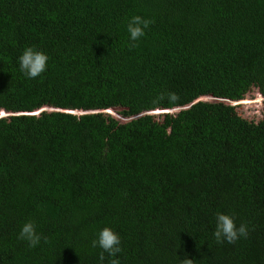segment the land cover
<instances>
[{
	"label": "trees",
	"instance_id": "1",
	"mask_svg": "<svg viewBox=\"0 0 264 264\" xmlns=\"http://www.w3.org/2000/svg\"><path fill=\"white\" fill-rule=\"evenodd\" d=\"M254 87L264 0H0V264H101L105 227L120 264H264V102L228 103ZM217 213L247 236L218 244Z\"/></svg>",
	"mask_w": 264,
	"mask_h": 264
},
{
	"label": "clouds",
	"instance_id": "2",
	"mask_svg": "<svg viewBox=\"0 0 264 264\" xmlns=\"http://www.w3.org/2000/svg\"><path fill=\"white\" fill-rule=\"evenodd\" d=\"M150 24H151L150 20L143 19L140 16L132 17L127 26V30L130 33L131 40L136 41L140 37L144 36L145 35L144 29L148 28ZM48 59H49L48 56L42 51H38L32 47H28L18 58V63L21 72L27 78L35 79L37 77L42 76V74L46 72ZM259 94L261 93L259 92ZM241 100H244V98L236 101H228V103L235 107L238 105V102ZM178 108L180 107H177V109ZM106 112L109 113L108 111ZM167 112H171L170 109L167 110ZM149 113L153 114V112H149ZM161 113H166V111H163ZM238 115L248 121H253L251 119H247L243 117L239 113ZM247 234H248V229L245 224H241L239 227H237L233 217H231L228 214L217 213L214 237L218 244H222L224 242L230 244L235 243L240 237L242 236L246 237ZM18 238L22 241H26L28 243V246L33 248L36 247L41 241V236L37 234L36 227L34 223L31 221L26 222L22 226ZM120 245H121V239L119 235L108 227L102 229L98 234V239L92 241V246L94 248L99 246L103 250L100 253V257H99L101 264H103L105 260L104 253H108L110 257H113V259H110L108 261V264H120V260L118 258H115L122 251ZM181 264H193V260L189 258H185L184 260L181 261Z\"/></svg>",
	"mask_w": 264,
	"mask_h": 264
},
{
	"label": "rangeland",
	"instance_id": "3",
	"mask_svg": "<svg viewBox=\"0 0 264 264\" xmlns=\"http://www.w3.org/2000/svg\"><path fill=\"white\" fill-rule=\"evenodd\" d=\"M202 99L213 100L211 97H202ZM244 99L249 100V102L248 103L238 102V105L235 106V110L240 115H242L243 117H245L247 119H251L253 121H258L262 116V109L261 108L263 105L264 97L261 94H259L258 89L254 87L245 95ZM261 102H262V104H261ZM178 109L175 108V109H172L170 111L175 112V111H178ZM164 110H168V109H164ZM160 112H163V111H160ZM160 112L153 113V114L158 115ZM112 113H113V111H111V114ZM114 114L117 118H121V117H118L117 113L114 112Z\"/></svg>",
	"mask_w": 264,
	"mask_h": 264
},
{
	"label": "water",
	"instance_id": "4",
	"mask_svg": "<svg viewBox=\"0 0 264 264\" xmlns=\"http://www.w3.org/2000/svg\"><path fill=\"white\" fill-rule=\"evenodd\" d=\"M181 108H179L178 110H180ZM50 110H57V109H52V108H50ZM167 112V111H166ZM161 113V112H160ZM11 113H6L5 111H2V112H0V116H8V115H10Z\"/></svg>",
	"mask_w": 264,
	"mask_h": 264
}]
</instances>
